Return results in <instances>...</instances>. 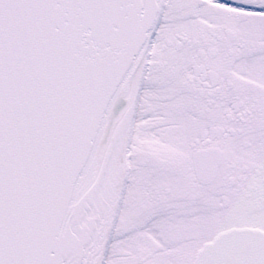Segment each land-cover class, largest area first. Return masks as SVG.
<instances>
[{
	"label": "snow or ice",
	"instance_id": "obj_1",
	"mask_svg": "<svg viewBox=\"0 0 264 264\" xmlns=\"http://www.w3.org/2000/svg\"><path fill=\"white\" fill-rule=\"evenodd\" d=\"M0 264H264V0H0Z\"/></svg>",
	"mask_w": 264,
	"mask_h": 264
},
{
	"label": "flooded vegetation",
	"instance_id": "obj_2",
	"mask_svg": "<svg viewBox=\"0 0 264 264\" xmlns=\"http://www.w3.org/2000/svg\"><path fill=\"white\" fill-rule=\"evenodd\" d=\"M221 3H232V0H220Z\"/></svg>",
	"mask_w": 264,
	"mask_h": 264
}]
</instances>
